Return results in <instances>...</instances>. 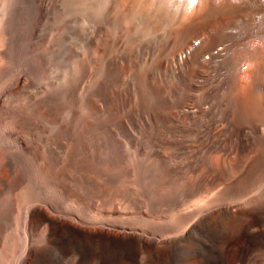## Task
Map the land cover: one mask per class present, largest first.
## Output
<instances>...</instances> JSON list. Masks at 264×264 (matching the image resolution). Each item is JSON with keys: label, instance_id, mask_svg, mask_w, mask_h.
<instances>
[{"label": "bare ground", "instance_id": "bare-ground-1", "mask_svg": "<svg viewBox=\"0 0 264 264\" xmlns=\"http://www.w3.org/2000/svg\"><path fill=\"white\" fill-rule=\"evenodd\" d=\"M0 40V76L31 60L0 98V264L13 252L2 236L13 191L46 185L59 199L193 207L173 228L32 203L15 264L70 252L76 264H264L263 188L193 205L208 186L231 197L264 185V0H0Z\"/></svg>", "mask_w": 264, "mask_h": 264}, {"label": "rangeland", "instance_id": "rangeland-1", "mask_svg": "<svg viewBox=\"0 0 264 264\" xmlns=\"http://www.w3.org/2000/svg\"><path fill=\"white\" fill-rule=\"evenodd\" d=\"M3 45H4L3 42H1V40H0V51L2 50ZM30 61H31L30 58L24 57V58H20V59L14 60V61H12V62L7 64V66H8L7 72L5 73V75L0 76V98H2L5 90L10 86V84H11L12 80L14 79V77L18 73H20L21 71L26 70V69L29 68ZM52 70H54V71L49 70L46 75L45 74L39 75L38 78H37V79H39L38 81H40V83H43V81H46V80H48L50 78L51 79L52 78H56L55 76H57L58 71H57L56 68H53ZM142 133L143 132L138 131L137 134H138V136H140V135H143ZM0 134H1V132H0ZM3 145H4V142L0 139V149L2 148ZM141 149H142V146H141L140 143L133 144L132 147H130V150H131L130 152L131 153L129 155L133 156L132 157L133 159L128 156V159H127V162H126V167H130L131 164L133 166L136 164L137 161H134V160H137V158L134 156V154L140 153ZM130 158H131V160H129ZM133 161L135 162L134 164H133ZM41 166H42V163L40 161H39L38 164H36L34 166V169H36L34 171V175L35 176L36 175L37 176L41 175V173H42ZM57 169L62 170L64 168H61L59 166V168H57ZM122 170H123L122 172L126 171V168H124V165H123ZM33 186H35V185H33ZM222 187L224 188L225 186H216L215 188H213V186H210V187L208 186V189L203 194L204 196L201 195L197 199L198 203H196V201H195V202H193L194 203L193 205H199V203L201 205V204H205L206 202L219 201V200H228V201L231 200V201H234V202L237 201L238 203L239 202L240 203H244L242 201H249V200H251V198L253 199V198L257 197L258 196L257 194H260L262 192L261 190L264 189V185H263V187L259 186L258 188H257V186H248L242 192L230 197V196H226L225 191L223 190ZM260 187L263 188V189L260 190ZM7 189L8 188H4L0 192V194H1L0 195V207L2 206L4 201H6L7 193H5V192H7L6 191ZM257 189L260 190V191H258ZM109 190H110V192H114L115 191V186H109ZM213 190H214V192H213ZM15 192H17V193H15ZM206 192L208 193V196H207ZM210 195L212 196V198H211ZM22 196L23 195L21 194V190H20L19 194H18V191H16V190L13 191V198L14 199L12 198V201H13V207H14V211H13L14 217L12 216V218L10 219L11 220V224L8 225L2 231L3 232L2 236H3V234L6 233V234H8L10 236L12 235L15 238V239H13V237L11 236V247L10 248H11V250L13 252L11 250L10 251L12 252L13 255L11 254L9 256L10 258L8 257L10 260H9V262L7 264H11V263L15 264V262L17 261V258L19 259V257H20L21 249L24 246V238H23L22 233H21V221H20V219H22V212H23L24 207L27 206V205H30L32 203H37L38 202L39 204L42 203V205L45 206L48 202L51 203V204L53 202H56V203H59V207L58 208L62 209L63 211H65L67 213H74V214H76V215H78L80 217L82 216L81 218H85L88 221L89 220L90 221H94L96 219H98L96 221H99V220L102 219V220H105V221H108V222H114V220L116 218H120V219H123V220H127V219L131 220V219H133V220H137V221H144V223L146 222V224H149V223L152 224V222H153L152 225H157V222H158V226L159 225H164V223H165L164 226H173V228H174V226H176V224H175L176 221H177V225H179V224L182 225L183 224V221H182V219L180 218V215H179L181 213V211L186 212V210H189L190 208L193 207V206L192 207H188V209L187 208L186 209L185 208L182 209L181 207H179V208L177 207V208H174V209H170L169 211L168 210H163V211L162 210H155L154 211L151 207H141V208L126 207L125 208V207H121V206L118 207L117 205H115L116 206L115 207L113 204L103 203L102 201H99V200H95L94 201L92 198L84 196V195H82L81 197L70 196L67 199H59L58 196H57L56 189L54 187H52V186H49V185H46L42 189H38V190H37V188L32 187L31 190L29 191V193L27 194V196H28L27 199H20ZM234 197H235V199H234ZM1 198H4L5 200L1 199ZM15 199H16V201H15ZM200 199L203 202L200 201ZM206 199H208V200H206ZM204 201H206V202L204 203ZM43 202H44V204H43ZM180 208L182 210H179ZM158 211H160L162 213H160ZM172 211H174V212H172ZM174 216L176 218L175 220H174ZM167 218H169V219H167ZM240 218L241 217L235 218L233 220V222L231 223V226H232L233 229H236L237 225L240 222ZM241 220H242V218H241ZM12 222H15V223L13 224ZM17 224H19V226ZM18 227H19V229H18ZM14 231L17 232V236H16V232L14 233ZM20 240L22 242H20ZM13 244H14L15 248H13ZM20 244H22V245H20ZM3 247H4V245L0 242V249L3 248ZM88 252L92 253V250H88ZM15 253H17V254H15ZM93 254H95V253H93ZM93 254L92 255H86V257L87 258H91V257L93 258L94 257ZM57 257H58V259H57ZM68 257H69V259H68ZM55 259H56V264H76L79 261L78 258H77V255H74L73 252H70V253H67V254H64V255H58V256L56 255ZM89 264H92V263H89Z\"/></svg>", "mask_w": 264, "mask_h": 264}]
</instances>
